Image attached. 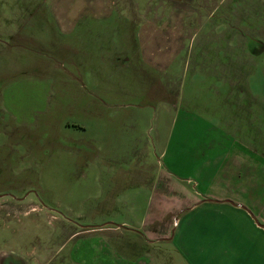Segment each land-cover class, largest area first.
<instances>
[{
    "label": "rangeland",
    "instance_id": "374dc122",
    "mask_svg": "<svg viewBox=\"0 0 264 264\" xmlns=\"http://www.w3.org/2000/svg\"><path fill=\"white\" fill-rule=\"evenodd\" d=\"M235 141L264 153V0H0V264H184L116 227Z\"/></svg>",
    "mask_w": 264,
    "mask_h": 264
},
{
    "label": "crops",
    "instance_id": "0c3cea01",
    "mask_svg": "<svg viewBox=\"0 0 264 264\" xmlns=\"http://www.w3.org/2000/svg\"><path fill=\"white\" fill-rule=\"evenodd\" d=\"M234 154L241 155L242 160L248 157L259 170L244 162L242 167H236ZM206 161L205 175L200 178H205L204 184L210 186L208 191L201 193L200 185L196 189L190 185L169 189L168 180L160 181L154 187L153 203L143 213L147 225L136 227V230L120 225L116 228L129 229L140 241L150 244L173 241L171 245L177 249L184 264H264V191L262 187L261 193L252 192L257 190L255 188L245 191L252 187L255 179L261 178L260 175L264 178L263 151H258L255 145L237 142L224 151L218 161ZM233 168L235 180H226L224 176V179H216L217 175L222 177L224 170L230 172ZM245 170L248 171L244 176ZM216 183L225 184L227 188H219L215 193L212 190ZM232 188L238 199L226 192ZM168 195L178 197L173 206L168 204ZM148 253L152 252L148 250ZM143 264L151 263L144 258Z\"/></svg>",
    "mask_w": 264,
    "mask_h": 264
},
{
    "label": "water",
    "instance_id": "95a60500",
    "mask_svg": "<svg viewBox=\"0 0 264 264\" xmlns=\"http://www.w3.org/2000/svg\"><path fill=\"white\" fill-rule=\"evenodd\" d=\"M260 225V224H259ZM261 226V225H260ZM261 227H263V226H261ZM264 228V227H263Z\"/></svg>",
    "mask_w": 264,
    "mask_h": 264
},
{
    "label": "flooded vegetation",
    "instance_id": "af4514ba",
    "mask_svg": "<svg viewBox=\"0 0 264 264\" xmlns=\"http://www.w3.org/2000/svg\"><path fill=\"white\" fill-rule=\"evenodd\" d=\"M21 200H23V199H21Z\"/></svg>",
    "mask_w": 264,
    "mask_h": 264
}]
</instances>
